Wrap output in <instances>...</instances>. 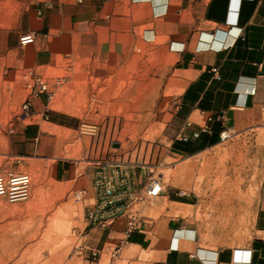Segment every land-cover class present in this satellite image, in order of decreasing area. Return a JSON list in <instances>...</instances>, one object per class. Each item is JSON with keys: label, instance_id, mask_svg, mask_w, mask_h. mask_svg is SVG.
<instances>
[{"label": "rangeland", "instance_id": "obj_1", "mask_svg": "<svg viewBox=\"0 0 264 264\" xmlns=\"http://www.w3.org/2000/svg\"><path fill=\"white\" fill-rule=\"evenodd\" d=\"M93 3L96 13L84 0H0V174L31 178L26 202L0 198V264L95 263L86 248L95 174L130 181L133 206L156 208L158 197L145 193L153 179L173 187L182 85L171 46L143 38L144 10L114 14L112 23L109 7L100 12L109 0ZM27 32L36 40L22 47ZM36 96L48 120L22 114ZM33 124L41 134L25 141ZM240 152L229 161L243 167L248 186L258 181V161L250 141Z\"/></svg>", "mask_w": 264, "mask_h": 264}, {"label": "crops", "instance_id": "obj_2", "mask_svg": "<svg viewBox=\"0 0 264 264\" xmlns=\"http://www.w3.org/2000/svg\"><path fill=\"white\" fill-rule=\"evenodd\" d=\"M93 4L84 0L85 11L96 13ZM106 7L112 23L114 14L144 10L137 22L147 28L143 38L173 45L182 93L169 156L179 163L156 208L134 206L139 223L131 232L123 212L130 181L118 184L107 205L92 183L87 192L103 220L86 235V248L98 253L93 264H264V0H109L100 12ZM46 112L44 96H36L30 116ZM40 134L33 124L23 139ZM244 141L259 166L258 181L248 186L243 167L229 161L235 151L242 156ZM214 174L216 182L198 180Z\"/></svg>", "mask_w": 264, "mask_h": 264}, {"label": "built area", "instance_id": "obj_3", "mask_svg": "<svg viewBox=\"0 0 264 264\" xmlns=\"http://www.w3.org/2000/svg\"><path fill=\"white\" fill-rule=\"evenodd\" d=\"M36 36L34 32H27L20 36L19 44L22 47H28L35 43ZM173 50V45L171 46ZM212 72L217 75V69H212ZM47 91L46 86L41 84L40 94H44ZM22 114L25 117L30 116V103L26 102L22 108ZM48 120V117L45 118ZM229 138L227 133H224L222 136V141H226ZM116 175V174H115ZM115 175L113 177L107 178L102 177L101 174H98L96 180V187L98 189L99 196L105 205L109 200L114 196L118 182L115 180ZM31 189V178L27 174H16L14 172H6L0 174V198H4L10 204H18L26 202L30 197ZM163 192V184L161 179H153L150 185L146 188L145 193L148 198H157ZM133 197L134 195L128 193L127 201L123 206V212L126 213L127 221V231L131 232L136 230L139 223V211L134 210L133 206ZM104 208V207H103ZM89 220L95 223H101L100 219V208L93 210L89 213ZM104 225V222H103ZM93 257H97L98 253L91 251Z\"/></svg>", "mask_w": 264, "mask_h": 264}, {"label": "bare ground", "instance_id": "obj_4", "mask_svg": "<svg viewBox=\"0 0 264 264\" xmlns=\"http://www.w3.org/2000/svg\"><path fill=\"white\" fill-rule=\"evenodd\" d=\"M214 43V42H213ZM204 44V43H203ZM207 45H209V44H207ZM210 46H211V44H210Z\"/></svg>", "mask_w": 264, "mask_h": 264}]
</instances>
